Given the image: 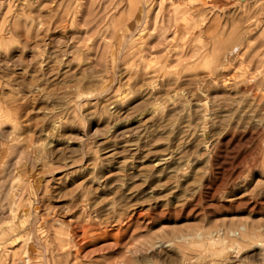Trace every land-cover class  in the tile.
Instances as JSON below:
<instances>
[{
  "label": "rangeland",
  "instance_id": "obj_1",
  "mask_svg": "<svg viewBox=\"0 0 264 264\" xmlns=\"http://www.w3.org/2000/svg\"><path fill=\"white\" fill-rule=\"evenodd\" d=\"M7 1L0 177L20 188V236L40 224L34 264H264V0H249L247 13L237 0H205L208 14L193 18L201 33L184 48L172 27L159 43L127 0ZM144 1L159 2L141 10ZM244 17L262 28L247 32Z\"/></svg>",
  "mask_w": 264,
  "mask_h": 264
},
{
  "label": "bare ground",
  "instance_id": "obj_2",
  "mask_svg": "<svg viewBox=\"0 0 264 264\" xmlns=\"http://www.w3.org/2000/svg\"><path fill=\"white\" fill-rule=\"evenodd\" d=\"M5 1H7V0H4V2ZM74 1V0H73ZM83 0H80V2H82ZM84 1H86V0H84ZM83 1V2H84ZM142 0H127V4H126V8L128 7V11H136V13H139L141 16H142V18H143V21L144 22H146L147 21V19H149V18H151L152 19V21L153 22H151V23H153L152 24V27H153V29H158V30H156V33L158 32V34H157V39H158V41H160L159 43H161V40H164L165 39V35H166V31L168 30V28L169 27H172V31H173V34L172 35H174V36H176V33H178L177 35H179V40L181 41V44L180 45H182V47H183V44L185 45V41L187 42V40H188V34L189 33H192V31L194 32V30L196 29V30H198V33L197 34H200L201 33V25L200 24H196L197 22H194V21H196L197 19H194L193 20V18H194V16L196 17V16H198V17H203V15H206V14H208L207 12V10L206 9H208V6L209 5H211V3L213 2V0H211L210 1V4L208 5V0L207 1H205V0H196V1H192V0H190L191 2H193V3H188L186 0H159V2H155L154 3V7H152L153 6V3L151 2V1H144L143 2V4H142V6H143V10H141L140 9V7H139V3L141 2ZM216 1V0H215ZM219 1V0H218ZM218 1H216V3L218 2ZM231 1V0H230ZM233 1H235V0H233ZM7 2H9V0L7 1ZM56 2V1H55ZM54 2V3H55ZM76 2V1H75ZM80 2H77V3H80ZM196 2V3H195ZM199 2H201L200 4L202 5V6H200V4H199ZM221 2H223V0L221 1ZM229 2V1H228ZM236 2H238V4H239V7H240V12L242 11V13H247V11H248V8L250 7V5H248V3H249V0H237ZM71 2H69V3H67L68 5L70 4ZM77 3H75V4H77ZM225 3V2H224ZM227 3V2H226ZM233 3H235V2H233ZM233 3H231V4H233ZM74 4V5H75ZM221 4H223V3H221ZM4 5H5V3H4ZM8 4H6V6H7ZM10 5H12V4H10ZM10 5H8V6H10ZM56 5H57V3H56ZM59 5V4H58ZM68 5H66L67 7H65V8H68V7H70V6H68ZM72 5V4H71ZM73 5V6H74ZM89 5H91V7L92 8H94V5L92 4V2L89 4ZM88 5V6H89ZM212 5L214 6L215 5V3L213 2L212 3ZM211 5V6H212ZM219 5V4H218ZM73 6H71V7H73ZM79 6H80V4H79ZM82 6H84V3L82 4ZM224 6H225V4H224ZM223 6V7H224ZM227 6H229L228 4H227ZM232 6V5H231ZM249 6V7H248ZM70 7V8H71ZM77 8H78V4H77V6H76ZM81 7V6H80ZM84 7H86V4H85V6ZM210 7V6H209ZM215 7H217L216 5H215ZM218 7H221V5H219ZM82 9H83V7H81ZM73 9V8H72ZM81 9V10H82ZM89 10H87V8H86V14H89V12H90V15H91V13H93L92 15L94 16V13H95V11H93V12H91L92 11V9L91 8H88ZM90 9H91V11H90ZM219 9V8H218ZM230 9H231V7H230ZM64 10H66V9H64ZM70 10V9H69ZM69 10L67 9V11H64V12H66V13H68V15H66V16H70L69 15ZM75 10V12L77 11V10H79V9H74ZM99 9H97L96 10V12L98 11ZM71 11L72 10H70V13H71ZM89 11V12H88ZM101 11V13H102V9L100 10ZM231 11V10H230ZM74 12V13H75ZM80 12V11H79ZM78 12V13H79ZM88 12V13H87ZM239 12V13H240ZM81 13H82V11L80 12V14H78V16L80 15L81 16ZM210 13V12H209ZM223 13V12H222ZM230 13V12H229ZM71 14H73V13H71ZM85 14V15H86ZM100 13H98L97 14V16L99 15ZM225 14V13H224ZM248 14H249V12H248ZM247 14V15H248ZM75 15H77V14H75ZM74 15V16H75ZM92 15H91V17H92ZM105 14H103V16H104ZM225 15H228L227 13L225 14ZM239 15V14H238ZM238 15H237V17H238ZM261 15V14H260ZM78 16H76V17H78ZM88 16V15H87ZM100 16H101V14H100ZM103 16L101 17V18H103ZM243 16V15H242ZM244 16H246V15H244ZM259 16V15H258ZM263 16H264V14H263ZM82 17V16H81ZM86 17V16H85ZM85 17H83V18H85ZM90 17V18H91ZM95 17H96V15H95ZM198 17H196V18H198ZM226 16H224V18H225ZM232 17V16H231ZM247 17V16H246ZM246 17H244V18H246ZM249 17H250V15H249ZM257 17V16H256ZM261 17V16H260ZM67 19V18H69L70 19V17H65V15H64V17H63V19ZM72 18H74L75 19V17H72ZM242 18V17H241ZM240 18V19H241ZM64 19V20H65ZM74 19H73V21H74ZM77 19V18H76ZM80 19V18H79ZM86 19V18H85ZM88 20H91V19H96V18H91V19H89V16H88V18H87ZM99 19V18H98ZM98 19H97V21H98ZM228 19H230V16H229V18H228V16H227V20ZM234 18L232 17L230 20L232 21ZM247 19V23L246 22H243V24L244 25H246V31L247 32H249V31H252L253 29H257V28H259V29H261L262 28V24H257L256 22H254L255 24L253 25L251 22H249L248 21V19L249 18H246ZM250 19H252V17H250ZM257 19V18H256ZM256 19H255V21H256ZM72 20V19H71ZM88 20H87V22H88ZM92 21V22H95V21ZM100 20V19H99ZM201 20V19H200ZM203 20V19H202ZM224 20H226V19H224ZM230 20H228V21H230ZM239 20V19H238ZM241 20H243V18L241 19ZM66 22H67V20H65ZM69 21V20H68ZM80 21H82L81 19H80ZM235 21V20H234ZM246 21V20H245ZM77 22V21H76ZM82 22H84V19H83V21ZM92 22H90V24H88V25H90V26H93L92 25ZM101 22V20L99 21V23ZM171 22H172V24H171ZM200 22V21H199ZM74 23H75V21H74ZM96 23V22H95ZM98 23V22H97ZM228 23V22H227ZM229 23H231V22H229ZM233 23V22H232ZM231 23V24H232ZM236 23V22H235ZM242 23V22H241ZM73 24V23H72ZM79 24V23H78ZM78 24H77V26H78ZM80 24H82V23H80ZM84 24V23H83ZM87 24V23H86ZM242 24V25H243ZM88 25H87V27H88ZM98 25H100V24H98ZM107 25V24H106ZM113 25V24H112ZM172 25V26H171ZM233 25V24H232ZM243 25V26H244ZM76 26V27H77ZM80 26V25H79ZM84 26V25H83ZM83 26H81L82 28H84ZM103 26V25H102ZM105 26V25H104ZM235 26H239V25H235ZM241 26V25H240ZM239 26V27H240ZM69 27H71V25H69ZM74 27V26H73ZM99 27V26H98ZM97 27V28H98ZM118 27H120L121 28V26H118ZM117 27V28H118ZM1 28V27H0ZM72 28V27H71ZM81 28V29H82ZM86 28V27H85ZM89 28V27H88ZM87 28V29H88ZM91 28V27H90ZM102 28V27H101ZM104 28V27H103ZM245 28V27H244ZM73 29V28H72ZM86 29V30H87ZM95 29H96V27H95ZM94 29V30H95ZM119 29V28H118ZM209 29V26L206 28V30H208ZM242 29H243V27H242ZM77 30V29H76ZM83 30V29H82ZM91 30V29H90ZM93 30V29H92ZM122 30V29H121ZM78 31V30H77ZM80 31V30H79ZM89 31V30H88ZM95 31H97V30H95ZM115 31V30H114ZM2 32V31H1ZM94 32V31H93ZM3 33V32H2ZM2 33H0V34H2ZM82 33H84V32H82ZM90 33V32H89ZM88 33V34H89ZM92 33V32H91ZM96 33H98V32H96ZM123 33V32H122ZM94 34H95V32H94ZM115 34V33H114ZM192 34H194V33H192ZM78 35H79V33H78ZM77 35V36H78ZM83 35V34H82ZM91 35V34H90ZM89 35V38L88 39H90V36ZM124 34H122V36H123ZM26 36H27V34H26ZM97 36V35H96ZM114 36V35H113ZM174 36L172 37V39L174 38ZM1 37V36H0ZM84 37H86L85 39H87V37L88 36H84ZM84 37H83V40H85L84 39ZM98 37V36H97ZM97 37H96V39H97ZM76 38V37H75ZM78 38H79V36H78ZM94 38V37H93ZM81 40H82V38H80ZM111 39H113V38H111ZM190 39V38H189ZM77 40H79V39H77ZM91 40H92V38H91ZM99 40H101V39H99ZM87 41V40H86ZM94 41H97V40H94ZM125 41H127V40H125ZM125 41L123 40V42L125 43ZM179 41V42H180ZM83 42V41H82ZM90 42V41H89ZM88 42V43H89ZM98 42V41H97ZM112 42V41H111ZM110 42V43H111ZM128 42V41H127ZM127 42H126V44H127ZM189 42V41H188ZM187 42V43H188ZM190 42H191V39H190ZM77 43V42H76ZM85 43L86 42H84V45H85ZM195 43H196V45H197V49L195 50V51H197V50H201L202 51V48L204 49L205 48V46L207 45V43L205 42V41H199V40H195ZM79 45H80V43H78ZM82 44V43H81ZM90 44H91V42H90ZM122 44V43H121ZM129 44V43H128ZM172 44H173V42H172ZM175 44V43H174ZM191 44V43H190ZM77 45V44H76ZM78 45V46H79ZM83 45V44H82ZM81 45V46H82ZM87 45H89V44H87ZM91 45H93V44H91ZM101 44L99 43V46H100ZM112 45H114L113 44V42H112ZM125 45V44H124ZM179 45V44H178ZM188 45V44H187ZM86 46V45H85ZM90 46V45H89ZM96 46V45H95ZM109 46V48H108V52L110 51L109 49H110V45H108ZM123 48L121 49V50H123L125 47L123 46V45H121ZM129 46V45H128ZM190 46V45H189ZM241 46H242V43H240V48H241ZM126 47H127V45H126ZM177 47V46H176ZM176 47H174V48H176ZM179 47V46H178ZM186 47V46H185ZM244 47H246L245 45H243L242 46V49H244ZM249 47V46H248ZM84 48V47H83ZM93 48H95L94 46H93ZM98 48V47H97ZM97 48H96V50H97ZM111 48H114V47H111ZM121 48V47H120ZM180 48H181V46H180ZM184 48V47H183ZM189 48V47H188ZM86 49V48H85ZM128 49V48H127ZM129 49H131V47H129ZM178 49V48H177ZM177 49H176V51H177ZM192 48H190V50H191ZM207 49V48H206ZM206 49H204V50H206ZM82 50V49H81ZM80 50V51H81ZM91 50V49H90ZM93 50V49H92ZM95 50V51H96ZM107 50V49H106ZM120 50V49H119ZM179 50H181V49H179ZM183 50V49H182ZM111 51H112V49H111ZM110 51V52H111ZM124 51V50H123ZM122 51V52H123ZM173 51H175V50H173ZM172 51V52H173ZM193 52L195 55L196 54H198L200 51H197L198 53H196V52ZM208 51V50H207ZM86 52V51H85ZM93 52V51H92ZM120 52V51H119ZM171 52V54L173 55V54H175L174 52L172 53ZM179 53H176L177 54V56H178V54H182L180 51H178ZM203 53H205L206 55H207V53L205 52V51H202ZM209 52V51H208ZM121 53V52H120ZM110 54V53H109ZM175 54V55H176ZM185 54V53H184ZM193 54V55H194ZM210 54V52L208 53V55ZM211 54H212V52H211ZM211 54H210V56H211ZM117 55H118V53H117ZM122 55V54H121ZM189 55H191V53L189 54ZM199 55V54H198ZM200 55H201V53H200ZM213 55H214V53H213ZM181 56H183V58H184V56H186V55H181ZM181 56H178V57H181ZM205 56V55H204ZM204 56H201V58L203 59L204 58ZM111 57V56H110ZM178 57L176 58V57H174V58H176L177 60H180V59H178ZM196 57V56H195ZM198 57V56H197ZM196 57V59H194L195 61H197V59L199 60V57L197 58ZM134 58H137V57H134ZM188 59L190 58V56H188L187 57ZM161 59V58H160ZM182 59V58H181ZM187 59V60H188ZM189 60H191L192 61V55H191V59H189ZM194 60L192 61L193 63H194ZM129 61V60H128ZM134 61V60H133ZM143 62H145V61H143ZM202 62H204V61H201V63ZM142 64H146V63H142ZM131 65V64H130ZM203 65H204V63H203ZM138 66V65H137ZM206 66H208V65H206ZM206 66H204L205 68H206ZM133 67V66H132ZM146 67V66H145ZM208 69H209V67H207ZM145 69H148V68H145ZM152 69V68H151ZM207 69V70H208ZM134 70V69H133ZM149 70V69H148ZM146 71V70H145ZM154 72V71H153ZM147 74V73H146ZM2 103H0V105H1ZM5 106V105H4ZM3 106V107H4ZM7 108V107H6ZM9 109V108H8ZM2 110H4V108L2 109V107H1V110L0 111H2ZM7 110V109H6ZM6 110H4V111H6ZM4 111H3V113H4ZM10 111V110H9ZM11 112V111H10ZM14 112V111H13ZM6 114V113H5ZM9 115H10V113H9ZM9 115L7 116V115H5L4 116V114H3V116H1V114H0V117H2L3 119H8V117H9ZM12 115L13 114H11V116L10 117H12ZM13 116H15V115H13ZM14 118V117H13ZM9 119H11V118H9ZM2 120V119H1ZM5 133V132H4ZM6 134V133H5ZM7 135V134H6ZM0 136H1V134H0ZM3 138V137H2ZM5 138H7L6 136H5ZM4 138V139H5ZM7 140V139H6ZM3 142H5L4 140H3ZM1 143V145H2V142H0ZM5 147V146H4ZM3 148V147H2ZM1 149V148H0ZM2 150V149H1ZM4 152V151H3ZM2 155V154H1ZM5 158V156L3 157V156H0V174H1V172L2 171H4L5 170V162H4V159ZM13 161H15V160H13ZM9 165V164H8ZM8 167V166H7ZM7 169V168H6ZM7 170H9V167H8V169ZM10 171V170H9ZM7 172V171H6ZM10 173L12 174V172L10 171ZM8 174V173H7ZM7 176V175H6ZM12 176V175H11ZM5 178V177H4ZM7 178H8V176H7ZM9 179H10V177H9ZM3 180H5V182H8V180L6 181V179H3ZM11 181V180H10ZM13 181V180H12ZM17 181V180H16ZM15 182V181H14ZM8 183H10V182H8ZM17 183V182H16ZM15 183V184H16ZM30 183V182H29ZM27 184V183H26ZM26 184H24V188H25V186H27ZM31 185V184H30ZM22 186V185H21ZM29 187V186H28ZM23 188V189H24ZM30 188V187H29ZM26 189V188H25ZM25 189H24V191H25ZM21 190H22V188H21ZM29 192V191H28ZM19 193H20V188L18 187V186H16V185H14V184H8L7 186H5V184H4V182L2 181V179H1V177H0V198H2V200H4V202L2 201V202H0V239H3L4 238V240L3 241H5L6 240V242H10V243H8L9 244V246H10V248H9V250L7 251V247H3L4 245H2V247H0V264H34L35 263V256L33 255V247H34V245H35V243L36 242H38V240H39V237L37 236V233H38V231H39V226H40V224H39V222H38V220H36V222H34V227H35V232L32 230L31 231V227L30 226H26L27 228L25 229L26 231H27V235H25V230L23 231V232H25L24 233V235L25 236H27L26 238L24 237H21L20 236V232H21V230H22V228L24 227L23 225L25 224V222H26V219L24 218L25 216H26V211H25V209H24V207H25V205H24V203H23V201L24 200H22V197H20L19 198ZM27 195V194H26ZM28 198V197H27ZM21 213H23V215H21ZM40 221V220H39ZM42 221V220H41ZM24 223V224H23ZM38 223V224H37ZM29 224V223H28ZM33 227V228H34ZM48 228L50 227V226H47ZM52 227V226H51ZM47 228V230H49ZM83 228V227H82ZM82 228H81V230H82ZM53 228H51L50 229V231L49 232H51V230H52ZM84 229H86L85 227L83 228V230ZM41 230V229H40ZM56 230V229H55ZM61 230V229H60ZM54 231V230H53ZM52 231V232H53ZM70 231V230H69ZM69 231H67V229H64V230H61V231H58L59 232V235L60 234H63V238H65L64 239V244H66V245H68V243H71L70 242V239H72V235H71V233L69 232ZM48 232V233H49ZM57 232V231H56ZM34 233H35V235H34ZM46 233H47V231H46ZM23 234V233H22ZM52 234V233H51ZM58 234V233H57ZM54 235H56V234H54ZM53 234H52V237L54 238V237H57V236H59V235H56V236H54ZM62 236V235H61ZM60 236V237H61ZM32 237V238H31ZM23 238V239H22ZM34 238V239H33ZM62 238V237H61ZM61 238H60V241H61ZM52 238H50V241H52L53 243V245H55V241L52 239ZM55 239V238H54ZM36 240V241H35ZM56 240V242L59 240V239H55ZM3 241H2V244H3ZM22 243L21 244V246H19L18 248H20V250H15L14 248H13V246H12V244H15V243ZM46 242H48V241H46ZM59 242V241H58ZM63 242H60L59 244H60V247H63L62 245H64L63 244ZM66 242V243H65ZM0 243H1V241H0ZM38 244H39V242H38ZM44 244V243H43ZM57 244V243H56ZM59 244L58 245H56V246H58V247H56V249H60V250H63L64 248H60L59 247ZM46 245V244H45ZM65 245V246H66ZM42 246V245H41ZM17 248V249H18ZM66 248V247H65ZM261 249V248H260ZM259 249V250H260ZM47 254H49L50 255V252L49 251H47ZM46 256V255H45ZM9 258V263H6L5 262V260L6 259H8ZM258 260H262V261H264V248H262L261 250H260V252L258 253Z\"/></svg>",
  "mask_w": 264,
  "mask_h": 264
}]
</instances>
